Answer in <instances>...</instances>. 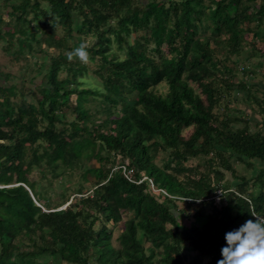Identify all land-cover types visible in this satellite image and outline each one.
I'll return each instance as SVG.
<instances>
[{
    "label": "trees",
    "instance_id": "1",
    "mask_svg": "<svg viewBox=\"0 0 264 264\" xmlns=\"http://www.w3.org/2000/svg\"><path fill=\"white\" fill-rule=\"evenodd\" d=\"M44 1L49 6L28 20L30 0H0L11 8L6 17L0 9L5 53L17 59L43 39L63 51L39 64L38 103L24 93L12 100L16 85L7 84L10 75L0 71V264H216L224 234L254 220L251 211L264 216V131L236 127L239 116H222L215 107L238 87L256 98L264 127V98L255 97L250 83L225 64L230 55L216 57L217 48L199 36V28L211 21L213 31L225 34L217 42L240 55L247 32L264 43V0L258 7L256 0ZM43 17L44 24L52 20L67 27V37L43 38L32 30V21ZM74 29L97 37L87 43V52L97 62L99 85L84 78L86 62L67 58L83 41ZM141 29L148 33L129 39ZM110 33L121 57L111 47ZM14 34L21 36L18 42ZM259 49L246 57L259 52L264 57V45ZM67 108L75 114L71 121L65 119ZM35 143L38 147H30ZM160 151L168 155L162 166L155 162ZM199 155L208 157V168L196 173L185 162ZM92 159L98 165L86 163ZM233 159L260 166L251 177L238 176ZM43 160L53 173L83 168L92 191L80 189L82 195L65 207L48 199L41 203L43 187L28 172ZM116 163H126L137 177H152L167 194L153 193L147 180L129 181L114 169ZM225 171L237 182L225 180ZM176 199H187L193 211L180 209ZM124 211L133 215L124 221L115 247L106 224L120 222ZM97 222L103 225L97 228Z\"/></svg>",
    "mask_w": 264,
    "mask_h": 264
},
{
    "label": "rangeland",
    "instance_id": "2",
    "mask_svg": "<svg viewBox=\"0 0 264 264\" xmlns=\"http://www.w3.org/2000/svg\"><path fill=\"white\" fill-rule=\"evenodd\" d=\"M2 1V0H1ZM17 2H20L21 0H16ZM178 1V0H177ZM205 3L209 4V0H204ZM31 4L27 11L28 20H31L33 16H35V12L41 9H45L47 6H49L46 1L44 0H30ZM38 2V5L36 6V3ZM34 3V4H33ZM262 0H256L255 1V7H258L261 5ZM2 7L0 6L2 14L6 17V13L11 10L10 7L5 6V4L2 2L0 3ZM1 14V15H2ZM74 14L78 17V19L81 21L82 17L79 14L78 10H74ZM16 15V14H15ZM8 17V16H7ZM48 18V17H46ZM45 18H41V20H38V22L32 21L31 23V29L32 30H39L40 36L43 38H46L49 33H52L53 37L55 38H64L67 37L68 28L64 25H54L53 21L48 20V23L44 24L43 20ZM4 19H0V32L2 34H5L3 30H6L3 24L5 22ZM112 23L115 24V20H111ZM210 23V24H209ZM204 22L201 27L199 28V36L203 39H208L210 42V45L212 48H217V55L216 57L224 60L226 55H230L228 59L225 60V64L229 67L233 68L235 73L239 78L242 80H245L250 83L251 89L253 91V94L257 98H264V57L261 55V53H256L249 59L246 57L248 52L253 49H258L261 51V48L263 47L264 43L262 40H253L252 33L247 32L245 34V41L243 43V52L238 55L234 54L232 52H228L227 48L223 45H220L217 40H221L225 37L224 33H216L213 31L212 26L213 24L211 21ZM253 24V23H252ZM43 25H47L46 29L44 30L42 28ZM74 33L78 34L81 38V40L87 42V43H93L97 40V37L93 35L91 31H84V32H78L76 29L73 30ZM148 33V30L141 29L137 30L131 33L129 36L130 40H133L135 37L139 36L142 37ZM6 37H10L9 33H6ZM13 41L18 42L19 38L21 36H16ZM112 38V44L111 47L113 50L116 51L117 56H122V51L118 50V47L116 45V39L115 35L113 33L109 34ZM1 39V38H0ZM68 46H72L71 39L68 40ZM5 42L0 40V71L8 73L10 77H7L4 81L8 83H15L16 89L15 93L11 94V99L14 101H20L22 99V93H24L27 96V100H31L34 103H38V99L41 98V95L37 92V86L42 80V75L38 74V68L40 62H42L45 59H49L52 56H58L61 51V49H58L54 46L50 47L46 43V41L43 39L40 44L34 43L32 45V48L28 50L26 47L25 52L19 57L14 58L13 54H7L3 50L2 44ZM24 46V43H22ZM152 46V44L150 45ZM164 52H169V47L164 46L163 47ZM28 50V51H27ZM67 52V51H66ZM261 62V63H258ZM88 69L84 73V78L89 80V83L94 86L95 84L99 85V77L96 76L95 72L93 71L95 68H97V62L91 60L90 58L86 62ZM243 66L246 67V71L243 72ZM255 71H252V70ZM66 72H62L61 75H65ZM3 81V80H2ZM1 81V83H2ZM4 83V82H3ZM191 84L197 89V91H201V88L199 87L198 83L194 80H191ZM161 89H166V85H161ZM202 95H204L202 93ZM73 101L75 100V96L73 95ZM96 105L93 104L92 109H94ZM66 108V106H65ZM65 111V110H64ZM215 112L224 116L225 114L233 115L236 114L239 116L238 120L234 121V126L236 127H242L246 124L249 125L251 129L260 128L264 131V127L261 124L263 115L259 110V105L256 102V98H250L245 91H243L240 88H234L231 93L226 94V96L222 99L221 103L215 107ZM65 119L68 121H71L75 118V114L73 113V110L70 108H67L65 111ZM99 122L102 121V119H97ZM99 124V123H98ZM41 128L43 125H40ZM69 131V126L67 127ZM192 126L187 127L184 129L183 134L185 136H188L192 131ZM28 144V143H27ZM38 143H35L33 145L30 144V147H38ZM42 146L39 148V152L42 150ZM28 151H29V144H28ZM32 153L28 152L27 159H31ZM207 159L208 157L204 155H199L197 157H192L188 161L185 162V166L188 168H194L197 170L196 173H201L207 170ZM168 160V155L166 152L160 151L155 158V162L159 165H164L165 161ZM88 164H96L98 165V162H96L95 159L86 161ZM117 165V163H116ZM233 165L235 167L236 173L238 176L246 175L248 177H251L253 173H255L260 166L259 162H256L254 160V165L249 166L246 162H242L239 160L233 159ZM50 168V167H48ZM47 168V163L45 160H43L42 165H35L29 172L28 177L31 180H35L39 186L43 187V194L44 199L43 201H40L41 203H44L45 199H48L51 204H62L60 207H65V205L68 203V200L70 201L72 198H77L82 195L80 193V189H83V193L88 194L92 191V184L91 182L87 181L84 176V170L81 167H75V168H65L60 169L57 173H53L50 169ZM45 169V170H44ZM186 174L190 172H185ZM225 180L237 182V178L234 174H232L230 171H225ZM17 184V183H13ZM220 190L217 189L214 192V196L216 199L219 197ZM177 205L180 209H188L189 211H193L192 207L193 204L188 205L190 203L187 202V199H176ZM66 202V203H65ZM189 206V208H186ZM210 209V206H208V210ZM178 212V210H176ZM178 214V213H177ZM133 215V212H127L124 211L122 213V220L116 224H113L111 222L107 223L106 226L111 232V243L115 247H120V240L119 235L120 232L123 229V224L126 219L131 217ZM179 219L185 224H190V219L186 216H180ZM101 225H103L101 222L96 223V227L100 228ZM149 243H147L148 245ZM191 254H194V252H191ZM63 264H68L66 262H63Z\"/></svg>",
    "mask_w": 264,
    "mask_h": 264
},
{
    "label": "clouds",
    "instance_id": "3",
    "mask_svg": "<svg viewBox=\"0 0 264 264\" xmlns=\"http://www.w3.org/2000/svg\"><path fill=\"white\" fill-rule=\"evenodd\" d=\"M87 42L81 41L79 46L66 53L69 61L79 58L87 62ZM246 220L239 227L224 234L225 245L221 247V259L216 264H264V216H257Z\"/></svg>",
    "mask_w": 264,
    "mask_h": 264
},
{
    "label": "built area",
    "instance_id": "4",
    "mask_svg": "<svg viewBox=\"0 0 264 264\" xmlns=\"http://www.w3.org/2000/svg\"><path fill=\"white\" fill-rule=\"evenodd\" d=\"M114 169H120L129 181L134 182L136 184H140V183L144 182L145 180H147L152 192L157 194V195H160L161 193L167 194L165 189L158 186V184L155 182V180L152 177L148 176L147 174H143L139 177L135 176L133 168L128 167L126 163L117 164L114 167Z\"/></svg>",
    "mask_w": 264,
    "mask_h": 264
}]
</instances>
